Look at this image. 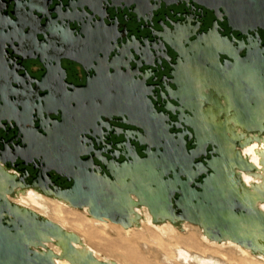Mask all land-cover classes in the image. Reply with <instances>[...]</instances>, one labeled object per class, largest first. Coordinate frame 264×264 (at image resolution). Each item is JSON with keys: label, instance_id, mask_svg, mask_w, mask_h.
Wrapping results in <instances>:
<instances>
[{"label": "water", "instance_id": "1", "mask_svg": "<svg viewBox=\"0 0 264 264\" xmlns=\"http://www.w3.org/2000/svg\"><path fill=\"white\" fill-rule=\"evenodd\" d=\"M112 1L132 6L139 17L152 10L143 8L151 0ZM194 1L213 11L216 21L193 39L179 31L173 39L165 36L177 56L171 77L161 81L179 86L171 96L179 113L169 122L153 102L167 89L155 93V85L145 82L156 49L125 38L106 22L107 12L93 8V18L83 17L71 0L65 10L50 0H0V264H55L47 241L69 238L73 252L78 240L12 201L18 186L124 225L130 205L146 206L154 218L192 222L212 239L255 247L249 234L264 233V214L236 172L249 166L240 150L235 156L228 151L227 125L206 117L212 97L198 90L197 81L202 77L225 91L240 122L255 126L264 100V0ZM219 20L245 38L216 31ZM163 108L170 112L172 106ZM114 118L129 128L113 131L125 141L108 151L99 146ZM173 126L184 130L171 132ZM201 156L205 164L196 160ZM87 256L85 264H117L97 259L92 250Z\"/></svg>", "mask_w": 264, "mask_h": 264}, {"label": "bare ground", "instance_id": "2", "mask_svg": "<svg viewBox=\"0 0 264 264\" xmlns=\"http://www.w3.org/2000/svg\"><path fill=\"white\" fill-rule=\"evenodd\" d=\"M197 86H198V90L201 91V93L204 95L209 96L211 92L215 94L214 100L212 101V103L204 107V111L206 117L209 120H214L218 124L227 125L226 129L227 132H229L228 143H230V138L231 136H234V134H236L237 138H239L241 142H245L249 138L260 137V135L257 133L261 126L259 122H261L264 119V100L257 115L255 126L252 127L251 129H248V127L243 125L238 119L237 111L235 110V108H233L225 91L223 90L218 91L216 87L206 84L205 80L202 77L199 78V80L197 81ZM222 103L224 105H222ZM225 111L229 112L230 115H228L224 121L223 113ZM246 147L247 150H252V149L255 150L257 148L259 151V148L261 146L258 144L257 145L252 144V145H246ZM260 149L264 150V148L263 149L260 148ZM228 151L233 156H235L236 153H233L232 149H228ZM240 156L242 157V159H244V156L242 154H240ZM262 160L264 159L262 158ZM242 165L244 164L242 163ZM241 170L242 169H240V171ZM246 175L244 179L247 180L250 183V186L252 187L250 188L241 180L243 187H245L246 189V193H247L246 195L250 198V201L264 214V185L252 184V181L248 180L247 176L249 175L247 176ZM242 177H240V179ZM45 195L50 197L49 195L37 189L31 187L18 186L15 189L13 197L15 198L14 202H16L21 207L32 209L35 212L41 213L44 216H46L49 213L48 210L49 206L45 202L46 199ZM52 201H53L52 203H54L55 205L53 210V214L55 216L54 221L57 222L67 232H69L68 231L69 224H68V220L64 217V212H65V208L67 207L72 208L73 206H71L69 202L63 199H59L57 197H54ZM130 206L132 209L130 212L131 218H130V223H128L127 225H124L123 223H114V222H113L114 224H110V223H106L108 222L106 218L103 219L95 218L89 212V207L86 206L85 208L88 210V213L91 216L87 218L88 223L90 225H95L99 227L100 231H102L106 235H108V232H106L108 227H111L113 230L116 229L118 233L124 231L127 237L132 235V238L130 239L131 243L141 244L142 247H144L148 251L155 250L156 252H158V256L156 258L157 264H264V233L263 232H259V233L256 231H253V233L250 232L249 236L251 238L253 237L255 243L254 248L249 247L247 245L241 246L239 245V243L233 241L229 237L224 238V240L218 241L212 239L205 232H201L202 234L201 240L203 241V243H206L204 245L201 242H199L195 237L182 236L179 233L177 228L179 229L183 228L184 221L181 220V221L173 222L169 220V218L164 219L161 218V216L158 218H154L153 215L150 213L148 207L135 206V205H130ZM79 209L82 210L83 208H79ZM106 225L108 227H106ZM142 226L147 230V235L145 236L144 235L142 236V234L140 235V233L138 232L139 229L137 230V228H141ZM152 227L158 228V231L157 232L154 231ZM188 228L194 229V231L192 232L195 233H197L198 231L197 228L195 227L192 228L188 226L186 229ZM244 234L247 235V233ZM68 239L69 238H65V237L52 238V240L56 242L55 245L56 248L55 247L53 248L56 253L55 257L53 258L54 263L55 264H85L84 262L85 259H88L87 253L91 250L94 251L92 245L86 240L84 234H80L78 236V240L74 242L75 249L73 250V252H71L68 250L69 249L67 243ZM47 245H48V241H47ZM225 246H229V248L227 247L228 250L224 249ZM167 249H169L170 251H168ZM126 251L127 254L131 257V259H129L128 261L125 260L122 261L119 259H112L106 257H104V260L116 261L117 264L136 263L135 252L133 251L129 252L128 250ZM95 253L97 254L96 250ZM100 257L101 256H99V258ZM88 264H102V263L99 261H94Z\"/></svg>", "mask_w": 264, "mask_h": 264}, {"label": "flooded vegetation", "instance_id": "3", "mask_svg": "<svg viewBox=\"0 0 264 264\" xmlns=\"http://www.w3.org/2000/svg\"><path fill=\"white\" fill-rule=\"evenodd\" d=\"M50 1H53V4L60 3L59 9L61 10H65L66 6L69 5V0ZM71 1L72 3H74L75 8L81 11L83 17L90 16L92 14L91 9L100 8L102 12L104 11V13H108L107 15L110 19H105L106 22L115 24V26H117L123 32L122 35L125 38L136 41L137 43H143V48L146 50H151L152 48L156 49L157 55L153 53V56L151 57V61L155 64V67L153 66L152 70L149 69L147 71L148 74L151 75V77L148 78V80L145 82L146 84L155 85V93L163 90L164 87L167 89L168 93L162 94V100L157 94L158 99L153 100V102L155 103V106L158 110H163L165 113H167L169 122L176 121L179 113V110L177 108L179 106V103L176 99L171 98V96L173 94L175 95V91L177 88H179V86L176 82L168 81V79L164 80V82L161 81V78L163 76L168 78L171 77V65L173 63H176L177 56V53L171 48L170 44L165 39V36L171 35V38L173 39L176 32L180 30L179 32L186 31V33L188 34L187 37L193 39L195 35L206 33L216 21V16L214 15L213 11L207 9L205 6L195 2L194 0H175L172 3H168L165 0H151V2L148 4L143 3V8L152 10L144 12L143 16L139 17L132 11V6L126 5L125 2H113L112 0ZM111 3H113L112 6H110ZM90 18H93V16L91 15ZM215 29L223 35H229L230 38H232L231 33L233 34V36L239 39L245 38V36L242 35L239 31L232 32L225 20H219L218 25L217 23L215 24ZM194 33L195 35L191 36V34ZM259 34L262 43H264V29H259ZM147 68V66H143V68L141 69H143L144 72ZM136 77L139 79L141 78L140 72L136 74ZM158 103H162L161 106H159ZM166 103L172 106L170 112L166 111L163 108V105ZM110 127L111 132L105 138V144L99 146L100 148L104 147L108 149V151L116 149L117 143L125 141L124 134L118 133L121 132L122 129L129 128V126L120 122L118 118H114V120L110 122ZM112 127L114 128L112 129ZM115 129L116 131H118V133H113ZM183 130L184 128H177L175 126L170 128L171 132H178ZM141 149L142 147L138 148V152L140 155H144V153L141 152ZM210 149L211 146H208L207 151ZM206 156L210 157L211 154L207 152ZM204 158V156H201L196 160H200L205 164L206 162L204 161ZM122 159L123 157H120V160ZM203 176L204 174L199 175L195 181H200ZM60 181L65 182L64 179H61Z\"/></svg>", "mask_w": 264, "mask_h": 264}, {"label": "rangeland", "instance_id": "4", "mask_svg": "<svg viewBox=\"0 0 264 264\" xmlns=\"http://www.w3.org/2000/svg\"><path fill=\"white\" fill-rule=\"evenodd\" d=\"M209 95L212 98H210V100L208 102H206V105H209L210 103H212V101L215 98V94L213 92H211ZM222 105H224V104L222 103ZM228 115H230V113L225 111L223 113V119H226V117ZM259 123L261 126H260V129H259L257 134H259L261 138H264V119ZM260 137L249 138L245 142L240 143L239 138H237L236 134H234V136H231V138H230V143H229V147H228V149H232L233 153H237L236 149L240 150L241 153L239 151L238 152L244 156V160L247 163V164L245 163V166L248 165L249 167H246L247 168L246 169L245 167L237 166L236 171L238 172L237 173L238 176H240V177L243 176L241 178L242 182L245 183L250 188H252L250 186V183L244 179L246 174L249 175V176H247V175L246 176L248 177L249 181H252V184H263L264 185V160H262V158L264 159V150L260 149V148H262V149L264 148V144H263L264 139H261ZM239 143H240V145H243V146L242 147L238 146ZM252 144L260 145L261 147L259 148V151L257 148L255 150L254 149L247 150L246 145H252ZM255 168H256V171H255ZM240 169H242V170L240 171ZM253 175H255V176H253ZM9 197L11 198L12 201H14L15 198L13 196H9ZM52 199H54V197H51V196L50 197L46 196V199H45V202L49 206L48 207L49 213L46 216H44L41 213H39V214L54 221L55 216L53 214V210H54L55 205H54V203H52L53 202ZM64 217L68 220V224H69V228H68L69 230L68 231L73 232L76 235L84 234L86 237V240L92 245V247L94 249V251L93 250L92 251L95 254L97 259L104 261V257H106V258H112V259H119L122 261H124V260L128 261L129 259H131V257L127 254L126 250H128L129 252L130 251L135 252L136 263H134V264H157L156 258L158 256V252H156L155 250H151V251L149 250L148 251L144 247H142L141 244L131 243L130 239L132 238V235L127 237L125 235L124 231H121V233H118V231L116 229L113 230L111 227H108L107 225H106V227H108V228H107L106 232H108V235H106L102 231H100L99 227H97L95 225H90L88 223L87 218H89L91 216L89 215L88 210L85 207L82 210L79 208H75V207H72V208L67 207V208H65ZM106 220L108 221L106 223L114 224L108 218H106ZM188 226L192 227V228L193 227L197 228V230H198L197 233L192 232V231H194V229H190V228H188L190 230L186 229ZM116 227H118V226H116ZM152 228L154 229V231H156V232L158 231V228H156V227H152ZM177 229L182 236H192V237L197 238V240L199 242H201L202 244H204V245L206 244V243H203V241L201 240V236H202L201 232H204V231L200 225L192 223V222L184 221L183 228H180V229L177 228ZM137 230L140 233V235L141 234H142V236L147 235V230L145 228H143V226L141 228H137ZM51 241L52 242H48L49 248H51V249H53L54 247L56 248V246H55L56 242L52 239H51ZM239 245L244 246L240 243H239ZM227 247L229 248V246H225L224 249L228 250ZM95 250L97 251V254L95 253ZM167 250L170 251L169 249H167ZM99 256H101V257L99 258Z\"/></svg>", "mask_w": 264, "mask_h": 264}]
</instances>
